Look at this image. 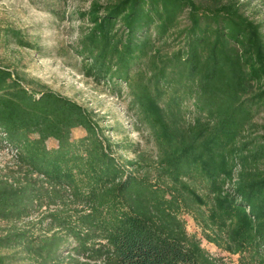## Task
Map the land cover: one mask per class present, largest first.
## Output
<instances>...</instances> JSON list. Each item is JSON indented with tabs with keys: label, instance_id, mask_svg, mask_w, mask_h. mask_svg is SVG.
I'll list each match as a JSON object with an SVG mask.
<instances>
[{
	"label": "trees",
	"instance_id": "1",
	"mask_svg": "<svg viewBox=\"0 0 264 264\" xmlns=\"http://www.w3.org/2000/svg\"><path fill=\"white\" fill-rule=\"evenodd\" d=\"M51 12L77 22L70 64L126 98L153 149L112 140L81 104L0 64L13 161L0 167V264H264L262 6L89 0ZM0 44L41 52L12 26ZM183 213L237 262L206 251Z\"/></svg>",
	"mask_w": 264,
	"mask_h": 264
},
{
	"label": "rangeland",
	"instance_id": "2",
	"mask_svg": "<svg viewBox=\"0 0 264 264\" xmlns=\"http://www.w3.org/2000/svg\"><path fill=\"white\" fill-rule=\"evenodd\" d=\"M88 2L89 0H0V27L17 28L37 41L41 47V52H37L15 44H0V64L44 83L53 91L81 104L92 112L99 126L103 127L104 134L112 140L137 142L143 149L151 151L153 146L146 139L147 132L135 129L134 119L126 109V98L118 97L83 76L70 64L75 63V60L63 54L64 49L73 41L77 22L58 18L51 9L69 11L85 8ZM252 4H258L264 10V0H252ZM263 117L264 114L259 119ZM84 134L82 128L72 130L73 138ZM47 145L52 147L55 141L49 139ZM12 162V152L0 146V167L11 165ZM181 218L186 231L196 235L201 246L211 255L221 257L225 262H237L238 255H231L217 248L203 237L201 228L192 215L183 213Z\"/></svg>",
	"mask_w": 264,
	"mask_h": 264
}]
</instances>
